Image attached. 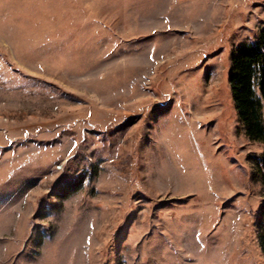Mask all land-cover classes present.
Wrapping results in <instances>:
<instances>
[{"label": "rangeland", "instance_id": "374dc122", "mask_svg": "<svg viewBox=\"0 0 264 264\" xmlns=\"http://www.w3.org/2000/svg\"><path fill=\"white\" fill-rule=\"evenodd\" d=\"M260 32L264 0H0V264H264L228 82Z\"/></svg>", "mask_w": 264, "mask_h": 264}, {"label": "trees", "instance_id": "16d2710c", "mask_svg": "<svg viewBox=\"0 0 264 264\" xmlns=\"http://www.w3.org/2000/svg\"><path fill=\"white\" fill-rule=\"evenodd\" d=\"M228 82L247 133L264 142V32L231 52Z\"/></svg>", "mask_w": 264, "mask_h": 264}]
</instances>
